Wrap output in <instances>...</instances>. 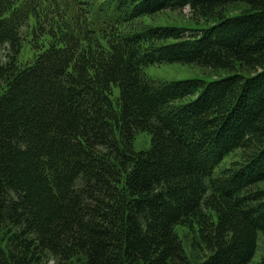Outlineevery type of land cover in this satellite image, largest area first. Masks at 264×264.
<instances>
[{
  "label": "trees",
  "instance_id": "obj_1",
  "mask_svg": "<svg viewBox=\"0 0 264 264\" xmlns=\"http://www.w3.org/2000/svg\"><path fill=\"white\" fill-rule=\"evenodd\" d=\"M186 8L210 25L134 31ZM5 47L0 264L252 262L264 235V0H0ZM174 63L229 74L144 73ZM142 133L151 148L136 152Z\"/></svg>",
  "mask_w": 264,
  "mask_h": 264
},
{
  "label": "rangeland",
  "instance_id": "obj_2",
  "mask_svg": "<svg viewBox=\"0 0 264 264\" xmlns=\"http://www.w3.org/2000/svg\"><path fill=\"white\" fill-rule=\"evenodd\" d=\"M243 7L235 5L228 9L226 12L227 17L237 16L243 11ZM138 27H181L186 29L201 30L208 27L210 24L203 21L197 22L193 20L188 8L181 11H163L153 16H144L137 20ZM27 29H24L26 33ZM8 54L7 47L0 49V60L6 61V55ZM33 57V54H25L21 56L20 64L24 65L25 62H29V59ZM146 76L155 81L164 82H178L185 80L201 79L207 82L214 81L216 79H222L228 76V72L225 71H212L208 68L201 67L193 64H162L149 66L144 69ZM115 96L119 93V89L114 88ZM136 152L149 150L151 148V136L148 133L139 134L133 144ZM185 249L186 254L191 256L193 262H202L203 252L195 245L196 236L194 233L188 232L187 229L179 227L177 229ZM264 260V235L259 237L258 251L250 264H260ZM50 264H56L55 261H51Z\"/></svg>",
  "mask_w": 264,
  "mask_h": 264
}]
</instances>
